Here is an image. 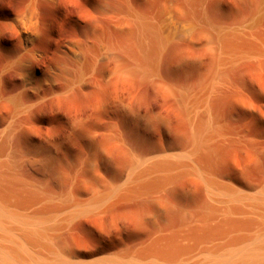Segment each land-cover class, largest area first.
<instances>
[{"label": "bare ground", "instance_id": "6f19581e", "mask_svg": "<svg viewBox=\"0 0 264 264\" xmlns=\"http://www.w3.org/2000/svg\"><path fill=\"white\" fill-rule=\"evenodd\" d=\"M0 264H264V0H0Z\"/></svg>", "mask_w": 264, "mask_h": 264}, {"label": "rangeland", "instance_id": "374dc122", "mask_svg": "<svg viewBox=\"0 0 264 264\" xmlns=\"http://www.w3.org/2000/svg\"><path fill=\"white\" fill-rule=\"evenodd\" d=\"M72 141H75L74 139ZM76 141H79V140H76Z\"/></svg>", "mask_w": 264, "mask_h": 264}]
</instances>
